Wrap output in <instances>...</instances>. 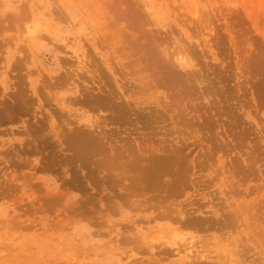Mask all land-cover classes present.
Listing matches in <instances>:
<instances>
[{
    "label": "rangeland",
    "instance_id": "374dc122",
    "mask_svg": "<svg viewBox=\"0 0 264 264\" xmlns=\"http://www.w3.org/2000/svg\"><path fill=\"white\" fill-rule=\"evenodd\" d=\"M107 1L0 0V264H264V0Z\"/></svg>",
    "mask_w": 264,
    "mask_h": 264
},
{
    "label": "bare ground",
    "instance_id": "6f19581e",
    "mask_svg": "<svg viewBox=\"0 0 264 264\" xmlns=\"http://www.w3.org/2000/svg\"><path fill=\"white\" fill-rule=\"evenodd\" d=\"M104 1H105V0H104ZM113 1H114V2H113ZM113 1H112V0H110V1L108 0L107 2H109V3L112 5V7H114V5H115L114 10H115V8H117V7H118L117 10H118V9H121V7H122L121 5H124V4H125V5L127 6V3H130V2H127V0H126L127 3H123V1H121L123 4H121L120 1H116V0H113ZM124 1H125V0H124ZM130 1H131V0H130ZM137 1H138V0H137ZM146 1H148V0H146ZM149 1H150V0H149ZM156 1H158V0H156ZM163 1H164V0H161V2H163ZM99 2H100V1H99ZM107 2H106V4L108 5ZM111 2H112L114 5H113ZM116 2H119V3H120V4L118 3L119 6H120V8H119V6H116V5H118V4H115ZM131 2H132V1H131ZM151 2H153V1H151ZM151 2H150V3H151ZM179 2H180V0H179ZM61 3H62V2H61ZM90 3H91V2H90ZM166 3H167V2H166ZM175 3H176V2H175ZM182 3H183V2H182ZM95 4H96V3H95ZM99 4H100V3H99ZM134 4H135L134 2H133V4H130V6L133 5V8L130 7L131 9L129 8V10H132V9H133V10H136V9H134V7L136 6V4L138 5V3L136 2L135 6H134ZM151 4H152V3H151ZM158 4H159V3H158ZM88 5H89V4H88ZM91 5H92V4H91ZM100 5H101V4H100ZM111 5L109 6V8L111 7ZM139 5H140V4H139ZM68 6H69V5H68ZM68 6H67V7H68ZM93 6H94V5H93ZM161 6H162V4H161ZM95 7H96V6H95ZM127 7H128V6H127ZM136 7H137V6H136ZM140 7H141V6H140ZM143 7H144V6H143ZM101 8H102V7H101ZM161 8H162V7H161ZM110 9H111V8H110ZM137 9H139V7H138ZM153 9H154V8H153ZM166 9H167V8H166ZM111 10H112V9H111ZM148 10H149V9H148ZM159 10H160V9H159ZM159 10H158V13H159ZM139 11L142 12L143 10H139ZM146 11H147V10H146ZM146 11H145V13H144V12H143V13L146 14ZM150 11H151V10H150ZM161 11H164V10L161 9ZM161 11H160V13H161ZM166 11H169V7H168V10H166ZM98 12H100V11H98ZM125 12H126V11H125ZM136 12H137V10L135 11V13H136ZM117 13H118V12H117ZM123 13H124V11H123ZM138 13H139V12H137L136 14H138ZM155 13H156V12H155ZM169 13H170V12H169ZM118 14H119V15H118L119 18H120V17H124L121 13H118ZM120 14H121L122 16H120ZM124 14H126V13H124ZM141 14H142V13H141ZM144 14L141 15L143 18H144ZM164 14H165V13H164ZM145 16H147V15H145ZM154 16H155V15H154ZM147 17H148V16H147ZM152 17H153V16H152ZM160 17H161V16H160ZM166 17H167V16H166ZM119 18H118V19H119ZM153 18H154V17H153ZM100 19H101V18H100ZM102 19H103V18H102ZM102 19H101V20H102ZM162 19H163V18H162ZM167 19H168V18H167ZM147 20H148V18H147ZM168 20H169V19H168ZM116 21H117V19H116ZM122 21H125V20H122ZM150 21H151V20H150ZM169 21H170V20H169ZM117 22H118V21H117ZM117 22H116V23H117ZM148 22H149V21H148ZM156 22H157V21H156ZM158 22H159V21H158ZM167 22H168V21H167ZM150 23H151V22H150ZM154 23H155V21H154ZM148 24H149V23H148ZM157 24H158V23H157ZM165 24H166V23H165ZM151 25H152V24H151ZM151 25H150V27H152ZM102 27H103V26H102ZM104 27H105V26H104ZM111 27H112V26H111ZM105 28L107 29V27H105ZM109 29H110V28H109ZM109 29H108V31H109ZM151 29H152V28H151ZM156 29H157V28H156ZM164 29H165V28H164ZM110 30H111V29H110ZM148 30H149V29H148ZM153 30H154V29H153ZM159 30H160V29H159ZM108 31L106 30V32H108ZM157 31H158V30H157ZM158 32H160V31H158ZM149 33H150V32H148V35H149ZM108 34H109V33H108ZM111 34H112V33H111ZM151 34H152V33H151ZM106 35H107V34H106ZM116 35L118 36V34H116ZM112 36H114V35H112ZM120 36H122V35H120ZM114 37H115V36H114ZM105 38H107V37H105ZM107 39H108V38H107ZM107 39H106V40H107ZM114 39L117 40V38H114ZM127 39H128V37H127ZM122 40H123V38H122ZM128 40H130V39H128ZM128 40H127V41H128ZM123 41H124V40H123ZM125 41H126V39H125ZM129 42H130V41H129ZM129 42H127V43H129ZM116 43H118V42H116ZM154 43H155V42H154ZM107 44H108V43H107ZM109 44H110V42H109ZM129 44H132V43H129ZM134 44H135V43H134ZM134 44L132 45L133 47L135 46ZM138 44H139V42H138ZM111 45H112V44H110V46H111ZM122 45H124V43H123ZM155 45H156V44H154V46H155ZM124 46H125V45H124ZM129 46H130V45H129ZM136 46H137V44H136ZM152 46H153V45H152ZM154 46H153V47H154ZM157 46H159V44H157ZM119 47H122V46L120 45ZM119 47H118V48H119ZM141 47H142V46H141ZM143 47H144V46H143ZM143 47H142V48H143ZM112 48H113V47H112ZM118 48H116V49H118ZM123 48H124V47H123ZM136 48H137V47H136ZM146 48H147V47H146ZM146 48H144V49H146ZM155 48H156V47H155ZM124 49H128V48H124ZM129 49H130V48H129ZM129 49H128V50H129ZM132 49H133V48H132ZM147 49H148V48H147ZM158 49H159V48L157 47V52L159 51ZM111 50H112V49H111ZM135 50H136V49H135ZM138 50H140V49L137 48L136 51H138ZM115 51H116V50H115ZM154 51L156 52V50H154ZM154 51H153V52H154ZM132 52L135 53L133 50H132ZM132 52H131V53H132ZM155 52H154V53H155ZM120 53H121V52H120ZM126 53H127V52H126ZM128 53H130V52H128ZM159 53H160V52H159ZM136 54L139 55V53H136ZM157 54H158V53H157ZM160 54H161V53H160ZM132 55H133V54H131V56H132ZM155 55H156V53H155ZM175 55H176V54H175ZM175 55H174V56H175ZM177 55H178V53H177ZM179 55H180V54H179ZM142 56H143V54H142ZM156 56H157V55H156ZM158 56H159V55H158ZM158 56H157V57H158ZM145 57H146V55H145ZM109 58H110V57H109ZM146 58L148 59V61L151 60L150 62L153 63V64H151V63L149 62L150 64H147V66H148V65H149V66L152 65V67H153V65H154V67H155V63L152 61V59H151L150 57H146ZM146 58H145V59H146ZM159 58H160V57H158V59H159ZM173 58H175V57H173ZM142 59H143V58H142ZM179 59H180V57L178 58V56L175 58V60H178V61H179ZM183 59H184V57H183ZM159 60H160V59H159ZM162 60H163V59H162ZM146 61H147V60H146ZM148 61H147V62H148ZM160 61H161V60H160ZM180 61H182V60L180 59ZM180 61H179V62H180ZM166 62H167V61H166ZM168 62H169V61H168ZM168 62H167V64H168ZM111 63H112V61H111ZM182 63H183V61L181 62V64H182ZM168 65H169V64H168ZM147 66H146V67H147ZM169 66H170V65H169ZM154 67H153V68H154ZM146 69H147V68H146ZM147 70H148V69H147ZM149 70H151L150 67H149ZM171 72H172V70H171ZM157 73H158V72H157ZM157 73H156V75H157ZM154 75H155V74H154ZM157 77H158V76H157ZM160 78H161V77H160ZM161 80H162V79H160V81H158V82H160L159 85H158V87L161 85V82H162ZM154 82H155V81H154ZM156 82H157V81H156ZM158 82L156 83V85L158 84ZM154 84H155V83H154ZM163 84H164V82H163ZM167 84H168V85H169V84L171 85V83H167ZM167 84H166V85H167ZM173 84H175V83H173ZM170 85H169V86H170ZM173 86H174V85H173ZM161 87H162V86H161ZM163 87H164V85H163ZM163 87H162V89H163ZM165 87H166V89L168 88V86H165ZM174 88H175V87H174ZM174 88L172 87V89H174ZM166 89H165V90H166ZM168 90L171 91L170 87H169ZM166 91H167V90H166ZM171 92H172V91H171ZM171 92H170V93H171ZM174 99H175V98H174ZM174 99H173V100H174ZM209 158H211V157H209ZM214 162H215V161H214ZM161 168H162V167H161ZM161 168H160V169H161ZM155 172H156V171H155ZM152 175H155V173H153ZM152 175H151V176H152ZM153 179H154V178H153ZM153 179H152V180H153ZM150 180H151V179H150ZM217 181H218V180H217ZM222 181H223V180H221V182H222ZM224 183H225V182H224ZM226 183H227V182H226ZM226 183H225V184H226ZM219 184L221 185V183H219ZM225 184H224V185H225ZM222 185H223V184H222ZM226 185H228V184H226ZM226 185H225V186H226ZM222 189H224V188H222ZM222 192H223V191H222ZM222 192H221V193H222ZM219 194H220V193H219ZM231 195H232V194H231ZM232 196H233V195H232ZM225 197H226V195H225ZM228 197H229V196H228ZM226 199H227V197H226ZM228 199H229V198H228ZM225 201H226V200H225ZM228 201H229V200H228ZM231 202H232V201H231ZM227 203H228V202H227ZM226 205H227V204H226ZM231 205H232V203H231ZM231 205L228 206V207H231ZM232 207H233V206H232ZM239 207H240V206H239ZM224 208L226 209L227 207H224ZM225 209H223V210H225ZM234 209H235V208H234ZM231 210H233V209H231ZM239 210L242 211L243 209H242V208H239ZM217 211H218V210H217ZM217 211H216V212H217ZM219 211H220V210H219ZM236 211H237V210H236ZM228 212H230V211H228ZM237 212H239V211H237ZM243 212H246V211H243ZM250 212H251V211H250ZM226 213H227V212H226ZM232 213H236V212L234 211V212H232ZM232 213H230V215H231ZM241 213H242V212H241ZM246 213H248V212H246ZM164 214H167V213H164ZM188 214H189V213H188ZM181 215H183V214L181 213ZM235 215H236V214H235ZM238 215H240V214H238ZM248 215H249V213H248ZM221 216H222V214H221ZM225 216H227V218H226ZM225 216H224V219H228V221H229V218H228L229 216H228V214H225ZM249 216H250V215H249ZM160 217H162V216H160ZM184 217H185V216H184ZM215 217H216V216H215ZM230 217L232 218V220L234 219V218L232 217V215H231ZM239 217H240V216H239ZM239 217L237 216V218H239ZM157 218H158V217H157ZM237 218H236V219H237ZM183 219H184V218H183ZM191 219H192V218H191ZM224 219H223V220H224ZM240 219H241V218H240ZM230 220H231V219H230ZM234 220H235V219H234ZM234 220H233V222H234ZM194 221H197V220H194ZM235 221H236V220H235ZM184 222H185V221H184ZM191 222H192V220H191ZM213 222H214V220H213ZM216 222H217V221H215V223H216ZM229 222H230V221H229ZM220 223H221V222H220ZM235 223H236V222H235ZM241 223H242V222H240V225L242 226ZM252 223H253V222H252ZM217 224H218V223H217ZM221 224H222V226L224 225V228L228 229V228L226 227L227 222H226V224L223 223V222H222ZM221 224H220V226H221ZM232 224H233L234 226L236 225V224H234V223H232ZM232 224H231V225H232ZM233 225L231 226L232 228H233ZM243 226H244V225H243ZM128 227H130V226H128ZM237 227H238V226L236 225V228H237ZM245 227H246V226H245ZM249 227H250V224H249ZM131 228H132V227H131ZM131 228H130V229H131ZM232 228H231V230H233ZM234 228H235V227H234ZM236 228H235V229H236ZM239 228H240V227H239ZM133 229H134V228H133ZM128 230H129V229H128ZM131 230H132V229H131ZM228 230H229V229H228ZM236 230H237V229H236ZM224 231H226V230H224ZM239 231H240V230H239ZM246 231H249V230H246ZM227 232H228V231H227ZM230 232H231V231H230ZM244 232H245V231H244ZM253 232H254V230H253ZM224 233H225V232H224ZM232 233H233V232H232ZM237 233H239V232H237ZM247 233H249V232H247ZM229 234H230V233H229ZM241 234H242V233H241ZM251 234H252V233H251ZM172 235H173V234H172ZM227 235H228V234H227ZM232 235H233V234H232ZM255 235H256V234H255ZM126 236H128V234H126ZM134 236H135V235H134ZM247 236H248V235H247ZM256 236H257V235H256ZM157 237H158V236H157ZM241 237H242V236H241ZM249 237H250V236H249ZM251 237H252V236H251ZM125 238H126V237H125ZM175 238H176V237H175ZM228 238L230 239L231 237H228ZM232 238H233V237H232ZM237 238H238V237H237ZM127 239H129L130 241L133 242V240H131L130 238H127ZM156 239H157V238H156ZM240 239H241V238H240ZM242 239H243V238H242ZM242 239H241V240H242ZM248 239H249V238H248ZM124 240H125V239H124ZM134 240H135V239H134ZM234 240H235V239H234ZM249 240H250V239H249ZM135 241H137V240H135ZM230 241H231V240H230ZM236 241H237V240H236ZM243 241H244V239H243ZM247 241H248V240H247ZM128 242H129V241H128ZM147 242H148V241H147ZM248 242H249V241H248ZM129 243H130V242H129ZM149 243H150V242H149ZM153 243H154V242H153ZM233 243H234V242H233ZM243 243H244V242H243ZM133 244H134V243H133ZM135 244H136V243H135ZM151 244H152V243H151ZM245 244H246V243H245ZM248 244H249V243H248ZM241 245H242V244H241ZM261 245H262V244H261ZM231 246H232V244H231ZM237 246H238V245H237ZM244 246H245V245H244ZM247 246H248V245H247ZM190 247H192V246H190ZM239 247H240V246H239ZM256 247H257V246H256ZM235 248H236V247H235ZM257 248H258V247H257ZM186 249H188V248H184V250H186ZM201 249H202V248H201ZM261 249H262V247H261ZM114 250H115V249H114ZM249 250H250V248H249ZM249 250H248V251H249ZM251 250H252V249H251ZM179 251H180V250H179ZM204 251H205V250H204ZM202 252H203V251H202ZM221 252H222V251H221ZM227 252H230V251H227ZM227 252H225V253H227ZM232 252H234V251H232ZM237 252H238V251H237ZM240 252H241V251H240ZM243 252H244V251H243ZM187 253L189 254V253H191V251L189 250V252H187ZM195 253H196V252H195ZM230 253H231V252H230ZM235 253H236V252H235ZM249 253H250V252H249ZM251 253H252V252H251ZM188 254H187V255H188ZM192 254H193V253H192ZM228 254H229V253H228ZM228 254H226V255H228ZM232 254H233V253H232ZM232 254H231V255L229 254V255L232 257ZM259 254H260V253H259ZM193 255H194V254H193ZM219 255H220V254H219ZM229 255H228V257H229ZM233 255H234V254H233ZM243 255H244V254H243ZM188 256H189V255H188ZM197 256H198V255H197ZM241 256H242V255H241ZM245 256H246V255H245ZM216 257L218 258L217 255H216ZM224 257H225V256H224ZM239 257H240V255H239ZM198 258H200V257H198ZM214 258H215V257H214ZM220 258H221V257H220ZM222 258H223V256H222ZM229 258H230V257H229ZM229 258H226V259H229ZM259 258H260V257H259ZM262 258H263V257H262ZM236 260H237V259H236ZM243 260H244V259H243ZM225 261H226V260H225ZM231 261H232V260H231ZM256 262H257V261H256ZM200 263H201V262H200ZM200 263H199V264H200ZM192 264H193V263H192ZM201 264H204V263H201Z\"/></svg>",
    "mask_w": 264,
    "mask_h": 264
}]
</instances>
